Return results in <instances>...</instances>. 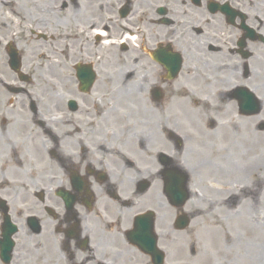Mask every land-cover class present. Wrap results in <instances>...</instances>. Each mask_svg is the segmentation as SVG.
<instances>
[{"label": "flooded vegetation", "instance_id": "obj_1", "mask_svg": "<svg viewBox=\"0 0 264 264\" xmlns=\"http://www.w3.org/2000/svg\"><path fill=\"white\" fill-rule=\"evenodd\" d=\"M88 3L95 11L84 0L63 4L75 10L65 28L78 32L66 51L80 54L70 62L64 53L75 81L57 121L31 68L37 44L55 39L53 25L33 0H0V264H188L183 249L193 251L214 219L207 164L229 129L214 135L215 119L177 127L168 150L142 113L151 99L158 108L194 95L198 107L176 110L242 115V95L260 101V115L264 0ZM145 13L156 28L143 32ZM101 52L109 63H97ZM95 65L108 67L107 82L138 83L143 104L90 106L100 77ZM80 79L92 81L88 91Z\"/></svg>", "mask_w": 264, "mask_h": 264}, {"label": "rangeland", "instance_id": "obj_2", "mask_svg": "<svg viewBox=\"0 0 264 264\" xmlns=\"http://www.w3.org/2000/svg\"><path fill=\"white\" fill-rule=\"evenodd\" d=\"M4 1H17V0H4ZM24 1V0H23ZM32 1V0H31ZM36 4H48L49 6H54L56 0H33ZM114 1V0H113ZM255 2V1H254ZM64 3V1H60L58 4V8H60V11L57 12L55 15L49 14L53 21V30L55 37V41L53 40L50 43H38L37 47H35L32 55V73L34 74L35 70V54L40 49L45 50L47 52V56L41 57V63L46 64V62L49 60V56L54 54V52L57 50L58 43L61 41L59 35L65 31V26L67 25L64 21L57 23L58 19L62 18L63 20L68 15L67 10H64L61 8V5ZM13 4H11L12 6ZM143 6H146L145 4ZM142 9L141 11H143ZM149 14L145 13L143 14L142 18H139V21H142L139 23V27L141 31H147V29L153 30L156 27H153L146 23ZM200 18V17H199ZM142 19V20H140ZM135 19V23L138 21ZM71 25V24H69ZM57 32H56V31ZM73 31V30H71ZM155 32V31H153ZM77 31L71 32L74 36H76ZM67 44L71 45V43L67 42ZM74 50V51H73ZM68 52L71 55V58H78L77 56L80 54L79 52H76L75 48H72L71 51H66L65 56L68 58ZM99 53V52H98ZM51 54V55H50ZM102 52L98 54L97 63L99 62H105L104 58L101 57ZM66 60V59H65ZM110 61H107L105 63H109ZM70 63H67L64 67H62L63 71V77H67L71 75V70L69 69L68 65ZM101 64V63H99ZM96 66V72L100 74L99 80L96 84L98 87V93L99 95H104L107 92L102 90V86H98L100 84V81H103V79H107L104 77L105 74H107L105 71L108 70V67L102 66V70L100 69V66ZM35 75V74H34ZM35 77V76H34ZM68 85L64 86L63 89L59 92L61 94V100L65 102L67 98L73 97L69 91L73 90L74 87V81L75 79H69ZM37 82L34 84L35 88L38 90L45 89L43 86H37ZM111 85H116V82L110 83ZM138 84V83H137ZM133 87L129 88L128 93L132 94L129 95L130 97L137 96L138 93V87L135 84H132ZM115 88V87H114ZM171 88H167V94H169V90ZM179 91V87H177ZM38 90V91H39ZM183 93V92H180ZM185 93V92H184ZM104 97V96H102ZM185 96H180V98H183ZM89 99V97H88ZM114 100V99H113ZM264 100V99H263ZM169 99H166L163 101V106H157L158 108H154V101L151 99L149 100V104L147 105L148 110L144 113L143 111V118L149 120V125L152 128L156 122H158V119L161 118L160 113L162 111H175L178 112L182 116V118L179 121L170 122L171 127H183V128H195L200 127L201 124H205L206 121L209 120L208 116H215L219 121H222L226 118L236 120L237 124H239V130L237 132L234 131L235 128L231 127L224 136H222V139L220 140V143H218L216 140L214 141L215 147L212 154V157L210 158L207 166H208V180L209 182H214V197L216 206L214 209V219L209 220V226H205L202 232H199L200 239L198 238V242H196V256L191 257L192 263L196 264H252L248 259L247 255L249 253V245L253 242H259L260 244H263L264 242V191L261 193L260 185L257 183V180L259 178V173H264V170L261 168L259 169V173L255 175L253 178L255 179V184L257 185V189L254 190L248 189L245 185L248 183L247 179H245L246 173H241V178L233 176V174L230 176L228 167L224 168V162L222 161V157L225 155L227 160H231L232 164L234 162L240 166L244 164V159L246 156V153L248 152L246 142L247 138L250 137L253 144H255V154L257 156H260L262 152H264V108L259 116H261V119H259V116H251V117H244L240 116L235 112L230 113H223V112H217L214 111V113L207 114L205 111H199V110H193V112H187L184 113L182 110H176L175 105L170 104L168 102ZM202 99H197L194 95L190 97V100L187 101L185 106L195 109L194 107H198L201 103ZM49 102V101H48ZM88 102V101H87ZM130 103V102H129ZM50 104V102H49ZM85 104V102H84ZM83 104V105H84ZM161 104V103H160ZM158 104V105H160ZM86 105V104H85ZM84 105V106H85ZM87 106V105H86ZM53 107V106H52ZM160 107H162L160 109ZM54 111L57 110V108L53 107ZM164 109V110H163ZM127 111H130L129 109H126ZM133 110V108H131ZM195 111V112H194ZM136 114V113H135ZM172 114V113H171ZM188 115L189 117H187ZM136 117V115H134ZM139 117V115H137ZM189 119H187V118ZM259 124L261 125V129H259ZM153 131V130H151ZM257 132L258 136H250L251 133ZM237 133V134H235ZM235 134V136H234ZM245 136V137H244ZM165 142H169L168 139L164 136ZM256 141V142H255ZM160 144L159 147L161 148H167L168 150L173 149V143L169 144ZM225 148V149H221ZM260 162H258L257 165H260L262 162V159L260 157ZM244 171V170H242ZM236 179L242 183V188H237L235 190L236 196H240L239 204L234 208L232 207L230 203V199L228 195L225 196V192L219 191L216 189V187H221L219 185L218 180L223 181L222 183L227 180V184L229 185H235ZM234 183H233V182ZM245 184V185H244ZM254 184V185H255ZM238 191V192H237ZM235 194V193H234ZM208 221V220H207ZM264 246V245H263ZM252 260V259H251ZM259 264H264V256L262 257V261L260 259Z\"/></svg>", "mask_w": 264, "mask_h": 264}, {"label": "bare ground", "instance_id": "obj_3", "mask_svg": "<svg viewBox=\"0 0 264 264\" xmlns=\"http://www.w3.org/2000/svg\"><path fill=\"white\" fill-rule=\"evenodd\" d=\"M39 1H42V0H39ZM60 1L61 0H56L54 6L53 4L52 6H49L48 4H44V3L38 4L37 3V12L39 13V16L42 17L44 20L49 21L50 24L53 25L54 20H52L51 16L48 15V13L55 15L57 12H59L60 10H57V8H58V4L60 3ZM89 1L91 0H86L85 1L86 4H84V6L87 8L89 12H92L93 10L95 11V8H93L92 3L91 4L88 3ZM67 12H69L72 16L75 15V10L73 9L72 6L69 7ZM39 20L41 19L39 18ZM60 22H63L62 18L58 19L57 23H60ZM42 25L46 26L49 24L43 23ZM97 30L99 29H95L93 30V32ZM102 34L104 33L102 32ZM59 37L61 41L58 43V46L60 47L57 48V50L54 52L53 55L50 54L51 57L49 56V60L46 62V64L42 65L41 57L47 56V52H45V50L43 49H40L38 52H36L35 54L36 63H35V70H34L35 82L38 83L37 86L45 87L44 91L46 92L47 99L48 101L52 102L55 108H57L56 110L57 112L61 111L60 109L63 104L61 100V94L59 92L61 91V89L64 88V86L66 88L69 82L67 77H63L62 67H64L67 64L66 62L67 59L65 60L64 53H66L67 42H70L74 46V38H75L74 35L71 34L67 29L63 31V33H61ZM134 40H136V37L135 38L133 37L131 41H134ZM110 43H113V42H110ZM74 60L75 58L73 57L71 58V56L69 57L70 62L71 61L74 62ZM106 82L107 81L103 79V81H100V84H98V86H102L103 87L102 90L106 91L107 93L104 95H99L97 93L91 95L90 97L91 103L89 104L90 106L92 105L97 108H108V106L113 107V108H120V107H128L131 105L138 107L140 106V103L143 104L144 99L141 96H138L139 94L137 96L135 94V96L130 97L129 95H132V94L128 93L129 88L133 87L132 84H135L138 87L137 83L127 82L126 80L121 79V80L116 81V85L114 86L110 84L111 82H107V83ZM188 100H190V96H185L183 98L176 97L171 100L170 104H173L175 106H181L182 104L187 103ZM160 115H161V118L158 119V122L156 123V127L159 130L164 131V133L166 134V138L171 139L170 134L173 133V131L175 130L173 129V127H171L170 122L179 121L182 118V116L178 114V112H175V111H162ZM186 116L189 117L188 115ZM210 116L211 115H209L208 118ZM233 118L230 119V121L226 120L222 123H219V125H217L214 128V135H217L219 131L221 130H224L227 128L229 129V127L234 128V126L237 123H235L236 120H233ZM259 118H261V116ZM237 128H239V126ZM250 136H258V133L255 131L251 133ZM246 146H247L248 152L246 153L244 164L242 166L238 165V163L236 164L235 162L234 164H232V161L227 160L226 156L224 155L222 157V161L225 163L224 168L228 167L227 169H229L230 176L233 173H235L237 175H233V176L235 177L239 176L240 178H241V173L245 172L246 173L245 179H247L248 183L244 185L248 189L254 190L255 188L257 189V185H258L257 183H259L260 185L259 192L261 193V191L262 192L264 191V173H259L258 169L262 166V169L264 170V152H262L260 156H257L255 154L256 153L255 144H253L250 137L247 138ZM260 157L262 159V162L258 166L257 165L258 162L261 161ZM257 174L259 175V178L257 180V183H256L257 185H256L254 183L255 179L253 177ZM237 185L242 186V183L237 181ZM229 188L231 187L227 188L228 190L226 194L229 195V194L235 193L233 196H236V192L235 191L233 192L234 187L232 189H229ZM248 245H249V253L247 255V259L252 264H259L260 259L262 261V257L264 256V246H263L264 242L263 244H260V245H259V242H253Z\"/></svg>", "mask_w": 264, "mask_h": 264}]
</instances>
